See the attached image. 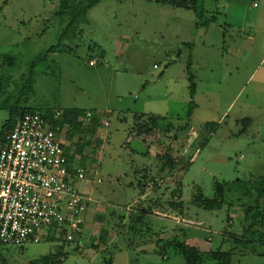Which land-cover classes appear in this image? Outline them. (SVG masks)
<instances>
[{
    "label": "rangeland",
    "instance_id": "1",
    "mask_svg": "<svg viewBox=\"0 0 264 264\" xmlns=\"http://www.w3.org/2000/svg\"><path fill=\"white\" fill-rule=\"evenodd\" d=\"M60 1L0 0V130L14 109L90 113L94 131L82 116L67 144L89 142L77 158L95 203L75 242L0 244V264H186L179 243L264 264V236L255 251L229 236L244 230L235 186L264 177V0H196L200 18L158 0H102L77 26L57 15ZM216 184L221 209L192 204Z\"/></svg>",
    "mask_w": 264,
    "mask_h": 264
},
{
    "label": "built area",
    "instance_id": "2",
    "mask_svg": "<svg viewBox=\"0 0 264 264\" xmlns=\"http://www.w3.org/2000/svg\"><path fill=\"white\" fill-rule=\"evenodd\" d=\"M252 5L256 7V3ZM95 63V59L89 60L90 66ZM60 117L59 111H54L51 119L27 112L16 120L0 145L3 245L39 244L50 238L72 243L84 231L89 208L95 201L81 187L91 181L78 158L72 164L68 161V141L62 129L52 124ZM85 117L90 118V113ZM200 230L211 233L205 228Z\"/></svg>",
    "mask_w": 264,
    "mask_h": 264
},
{
    "label": "trees",
    "instance_id": "3",
    "mask_svg": "<svg viewBox=\"0 0 264 264\" xmlns=\"http://www.w3.org/2000/svg\"><path fill=\"white\" fill-rule=\"evenodd\" d=\"M102 0H61L59 5V11L57 15H65L69 17V19L73 22L74 26L79 25L85 20L87 12L99 4ZM161 3H167L175 8H184L187 10L192 9L198 18H200L203 14L199 11L196 7V0H158ZM215 19V17H212ZM213 19L210 21L213 22ZM209 22V21H206ZM201 23L198 22L196 24L200 25ZM2 63L6 64L10 60L8 57L0 58ZM32 82V77L30 78V83ZM191 82V81H190ZM193 88V84L191 83V89ZM27 112H36L34 110H27L23 112H19L17 109H14L10 112L8 119L2 125L0 130V145L3 143L6 134L10 131L13 127L16 120ZM54 112V111H53ZM53 112H48L46 114H41L45 118H52ZM61 113V112H60ZM84 116L85 113L71 111L68 113H61V117L57 120L53 121V125H58L59 128L62 129L64 125H68V131L64 135V138L70 143L74 139L76 134H80L82 132L83 124L79 121V118ZM91 119V120H90ZM89 126H85V130L89 131L91 128V132L94 131L96 126L98 125L97 119L94 117L89 118ZM145 125H142L139 128V131L144 129ZM89 142H81L80 139H77L74 144L69 145L65 148V154L68 158L69 163H74L75 158L82 156V148L83 145L87 146ZM71 150V152H68ZM171 160H167L166 164L172 165L174 162H170ZM82 167H84L81 163H79ZM167 165H162L161 170ZM170 171V170H169ZM69 172L72 173L71 168H69ZM165 181L167 179L166 176L163 178ZM161 182V183H162ZM156 188L159 186L156 184ZM235 188L241 189V205L239 208L242 212V222L244 225V230L240 238H236L235 235H230L237 244L247 246L249 245L253 251H255V244L259 242L261 237L264 235L262 234L261 229L264 226V177L260 178L257 182L251 185L239 184L236 185ZM147 189V188H146ZM145 191V190H144ZM215 196L213 199H203L202 195L199 194L198 197H194L191 202L195 206L200 209L211 211V210H219L225 204V192L223 191V186L221 184H216L215 186ZM254 195V196H253ZM242 200H244L242 202ZM161 203L158 200H153L151 205H158ZM230 203V202H229ZM162 204V203H161ZM150 205V206H151ZM173 207L176 206V203H171ZM231 207L228 204L227 208ZM150 209H142L139 213V217L145 216L149 214ZM228 212V211H227ZM228 215H226V219H228ZM256 228V229H255ZM184 237L187 239V235L185 233ZM62 244H66L64 240L59 241ZM1 244V243H0ZM179 252L182 254L183 258L185 259L186 264H206L208 261H213L214 264H230L231 262V254L230 253H221V252H210V253H201L198 248L195 246H189L185 243H179L177 245ZM51 262V257L46 256L40 260L34 261L31 264H49Z\"/></svg>",
    "mask_w": 264,
    "mask_h": 264
},
{
    "label": "crops",
    "instance_id": "4",
    "mask_svg": "<svg viewBox=\"0 0 264 264\" xmlns=\"http://www.w3.org/2000/svg\"><path fill=\"white\" fill-rule=\"evenodd\" d=\"M105 123V122H104ZM104 123H103V125H104ZM145 196V195H144ZM162 216H164V215H162Z\"/></svg>",
    "mask_w": 264,
    "mask_h": 264
}]
</instances>
